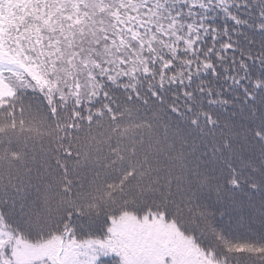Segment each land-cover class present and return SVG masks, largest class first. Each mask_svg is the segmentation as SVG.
<instances>
[{
  "label": "snow or ice",
  "instance_id": "6c2138e0",
  "mask_svg": "<svg viewBox=\"0 0 264 264\" xmlns=\"http://www.w3.org/2000/svg\"><path fill=\"white\" fill-rule=\"evenodd\" d=\"M13 142L0 264H264V0H0Z\"/></svg>",
  "mask_w": 264,
  "mask_h": 264
},
{
  "label": "trees",
  "instance_id": "16d2710c",
  "mask_svg": "<svg viewBox=\"0 0 264 264\" xmlns=\"http://www.w3.org/2000/svg\"><path fill=\"white\" fill-rule=\"evenodd\" d=\"M21 126L19 124H17V128L19 129ZM11 135V133H9ZM26 135H33L32 132H25ZM6 147H11L12 149H17V144L15 142H13L11 145H7L5 144H0V151H3Z\"/></svg>",
  "mask_w": 264,
  "mask_h": 264
},
{
  "label": "rangeland",
  "instance_id": "374dc122",
  "mask_svg": "<svg viewBox=\"0 0 264 264\" xmlns=\"http://www.w3.org/2000/svg\"><path fill=\"white\" fill-rule=\"evenodd\" d=\"M25 134V133H24ZM7 135H10L9 133ZM26 135V134H25Z\"/></svg>",
  "mask_w": 264,
  "mask_h": 264
}]
</instances>
